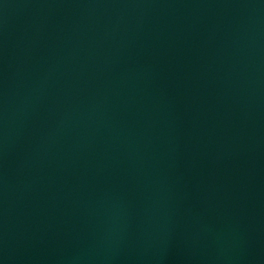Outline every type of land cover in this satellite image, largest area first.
<instances>
[{"label":"water","instance_id":"obj_1","mask_svg":"<svg viewBox=\"0 0 264 264\" xmlns=\"http://www.w3.org/2000/svg\"><path fill=\"white\" fill-rule=\"evenodd\" d=\"M0 264H264V0H0Z\"/></svg>","mask_w":264,"mask_h":264}]
</instances>
